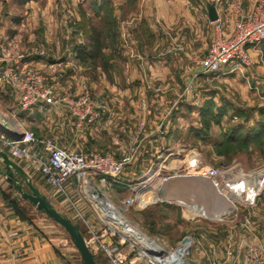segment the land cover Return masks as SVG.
Returning <instances> with one entry per match:
<instances>
[{"label": "rangeland", "instance_id": "1", "mask_svg": "<svg viewBox=\"0 0 264 264\" xmlns=\"http://www.w3.org/2000/svg\"><path fill=\"white\" fill-rule=\"evenodd\" d=\"M20 1L0 0V45L9 46L14 63L42 60L59 63L61 57L67 55V44L78 46L87 43L90 27L103 29L108 21L105 19L107 15L100 8L102 0H70L60 5L57 1L48 0H33L26 4H21ZM200 1L194 0V6L201 5ZM190 5L188 0H148V3L143 2L140 5L126 4L120 12L119 40L121 44L125 39L133 40V43L129 42L133 52L131 46L127 47V53L119 51V54L114 55L115 60L111 61L110 58L109 69L103 68L101 62L96 68L83 62L68 67L57 65V74H64L67 68H73L78 75H89L90 81L85 79L87 88L84 90L90 91L108 106L107 109L111 105L123 113L120 117L122 123L119 125L116 118L108 125H100L95 129L98 138L110 142H103L105 151L120 155L121 149L128 147L140 131L139 153L135 161L125 168V182L139 181L152 173L157 176L156 180H162L168 174L188 176L187 163L182 161L187 154L189 157L200 154L205 164L231 168L238 174L264 175V133L255 138V133L264 127V78L257 81L256 76H252L248 67L254 66L253 64L242 65L241 71L230 72L226 67L223 71L204 74L202 67L196 63L200 69L199 73H185L184 67L177 65V60L187 59L193 62L192 58L195 56L186 48L187 27H183L187 24ZM193 13L195 15V11ZM142 18L151 24L148 33L139 29ZM210 22L212 24V21ZM121 33H125V38ZM128 33L131 34L130 38ZM211 35L207 48L213 33ZM135 45L137 49L142 48L140 53L146 56L142 74L144 79L139 76L143 68L137 63V57L131 55L138 54ZM205 52L203 56H198L197 60L203 58ZM171 56L174 57L175 64L165 68V60ZM153 61L158 65L152 76L155 77L158 73L160 79L157 77L155 83L151 80L145 82L144 74L152 73L148 66L153 64ZM27 66L37 68L31 67L35 65ZM4 85L9 91L11 87ZM188 86H191L190 94L186 93ZM119 92L120 99H117L114 94ZM108 94L112 96L110 100ZM18 104V98L16 102L0 93V111L19 131L22 112H19ZM207 105H210V113L205 117L201 111ZM206 119L211 120L209 129L204 127ZM142 120H145V125L141 128ZM151 136L152 141H149ZM169 152L171 155L167 158ZM190 171L192 173L194 170ZM196 178L199 181L186 190L187 194L182 195L193 201H201L205 210L208 207L218 219L191 218L190 214L184 212L185 206L177 200L149 204L155 200V197L149 194L146 198L149 205L140 208L135 202L129 208L128 218L149 236H159L169 245H174L187 234L217 235L220 238H226L229 233L251 234L240 225L247 217L254 230L252 234L261 240L264 239V187L260 197L249 201L251 205H241L236 215H223V201L214 194L209 183L203 180L204 177L199 175ZM33 182L43 193L50 195L51 185L41 174H38ZM25 190H28L26 185ZM16 191L13 189L12 193L15 194ZM129 195L126 185L115 186L113 200L118 204ZM17 196L20 199L14 210L21 220L57 222L45 211L24 200L19 192ZM57 197L63 201L62 197ZM58 200L53 198V205L68 216ZM82 208L86 217L96 223L88 208ZM73 221L77 224L81 222L77 217L73 218ZM82 226L86 235L87 232ZM62 230L69 236L63 226ZM78 255L81 259L79 253ZM201 256L203 255L194 254L193 264H199L203 259Z\"/></svg>", "mask_w": 264, "mask_h": 264}, {"label": "built area", "instance_id": "2", "mask_svg": "<svg viewBox=\"0 0 264 264\" xmlns=\"http://www.w3.org/2000/svg\"><path fill=\"white\" fill-rule=\"evenodd\" d=\"M210 2L217 9L218 19L212 22L213 37L206 54L197 60L202 73L223 71L231 64H254L250 50H257L264 42V0H252L249 8L237 1ZM0 50V84L9 85L16 94L19 112L42 103L49 104L68 110L78 127L97 125L108 112L106 105L90 91L65 90L59 93L36 69L28 68L25 63H14L8 45L1 44ZM190 87H187V94H190ZM0 116L6 119L2 111ZM20 125L22 127L18 129L22 138L15 140L0 133V148L11 159L29 164L46 179L52 188L49 200L60 196L72 208L88 234L84 236L88 247L95 257L104 259L103 264H193L194 254L205 253L202 237L206 236L187 234L174 245H169L159 236H149L128 218L129 208L135 202L140 208L164 202L158 190L166 176L156 180L157 176L152 173L135 182H125L123 178L126 166L133 163L139 153L140 131L132 143L116 155L111 151L62 146L57 140L24 127L22 122ZM140 125L142 128L145 120ZM170 155L169 152L166 157ZM182 161L187 163L188 176L204 177L214 194L223 201V215H236L241 205H251L249 201L260 197L263 190L264 175L238 174L231 168L210 166L200 154L191 157L187 154ZM190 169L194 171L191 173ZM121 185L128 187L130 195L117 204L113 200L115 186ZM148 194L151 197L156 195L157 199L146 203ZM181 204L191 218H216L208 207L204 213L197 209L200 205L192 201ZM82 206L88 208L96 223L86 217ZM240 225L251 234H240L236 243V234L229 233L225 258L230 264H264V239L252 234L254 230L248 217ZM212 254L216 255L214 251ZM226 262V259H215L211 264Z\"/></svg>", "mask_w": 264, "mask_h": 264}, {"label": "crops", "instance_id": "3", "mask_svg": "<svg viewBox=\"0 0 264 264\" xmlns=\"http://www.w3.org/2000/svg\"><path fill=\"white\" fill-rule=\"evenodd\" d=\"M33 1V0H32ZM48 1H57L58 4H64L65 1L70 0H48ZM111 6L113 7V14L114 17L117 19L118 22V29L120 33V12L125 7L126 4L135 3L140 5V3L146 2L148 0H107ZM191 5L189 6V14L187 15V24L183 26L184 28L187 27V45L189 52L195 54L192 58L193 62L187 59H180L177 60V65L180 67H184L183 71L185 73H199L200 69L196 66L198 56H203L202 54L207 51L206 49L208 46V39L212 36L213 33V25L211 24L208 18V8L209 6L208 0H201V5L194 6V0H188ZM196 1V0H195ZM227 2H240L244 8H249L251 5L252 0H226ZM28 3V2H27ZM205 7H204V5ZM195 11V15L193 13ZM70 13V11L68 12ZM140 13V11H139ZM197 15V16H196ZM143 17V14H141ZM135 18V17H134ZM147 19L146 16H144ZM142 18V21L139 24V29L141 28L145 32L148 33L150 31L151 24L149 21ZM195 19V24H194ZM201 20V22H200ZM147 21V22H146ZM130 23V22H127ZM190 28L192 30H190ZM152 33V32H151ZM153 34V33H152ZM125 38V33H121V36ZM130 33H128V37L130 38ZM154 35V34H153ZM2 36V31H0V37ZM142 36V34H141ZM129 40V41H128ZM1 42V41H0ZM124 42L126 44L124 45ZM122 44L118 47V52L121 51L125 53L128 52L130 43H133L131 39H125ZM130 42V43H129ZM139 42V40H138ZM10 45V43H9ZM76 45H68L65 47V52L67 51V55L61 57L62 60L59 63L49 61H36L25 63V65H35L31 67H37V71L42 74L44 80L47 84H50L55 87L56 91L61 93L65 90H70L73 92H81L82 90L87 88L85 79L89 80L90 76L86 74V76L78 75L75 73L73 68H67L62 73H56L58 69L57 65L61 66H69V65H76L75 63L81 62L76 55ZM128 47V48H127ZM136 49L137 46L135 45ZM174 48V47H173ZM141 49L138 48V54H131L137 57V63L143 68L142 71L139 72V76L143 78L142 74L145 69V62L146 56L141 54ZM63 51V50H62ZM108 53L110 54V50L107 49ZM171 51H173L171 49ZM126 52V53H127ZM131 52H133V47L131 48ZM252 58L254 60V66L248 67L251 70L252 76H256L257 81L259 78H264V42L257 48V50H250ZM64 53V52H63ZM120 53V52H119ZM206 53V52H205ZM191 54V53H190ZM0 57H1V50H0ZM116 58L113 57L111 61L115 60ZM153 64H149V68L152 71L151 74H144L145 82H149L151 80L155 83L158 77V73L155 74V77L152 76L154 73L153 71L157 69L158 63L153 61ZM175 64L174 57H169L165 60V68L170 66L173 67ZM130 67V65L128 64ZM243 68L242 65L238 64H231L227 66V69L232 72L239 70L241 71ZM137 69V68H135ZM247 69V67H246ZM261 69V71H260ZM166 73V71H165ZM154 75V74H153ZM158 77V78H157ZM149 78V79H148ZM86 80V81H87ZM90 81V80H89ZM85 83V84H84ZM5 85L0 84V93L5 97L9 98L10 100H14L17 102V96L12 91L9 86V91L5 89ZM8 87V86H7ZM9 96V97H8ZM115 98L120 99V92L114 94ZM113 96V97H114ZM108 98H112L110 94H108ZM111 104V103H110ZM163 104V102H162ZM108 107V106H107ZM108 112L105 113L101 122L94 126H83L78 127L76 124L75 118L70 114V112L64 108H56L49 104H39L30 108L27 111L21 113V121L24 127L33 130L36 134L43 136V137H50L57 142H59L62 146H70L73 148H79L83 150H105L103 142H109V140H105L98 138V132L95 129L99 128L100 125H108L113 119L118 118L117 123L118 125L121 122L120 117H122L123 113L118 108L114 106L109 107L107 109ZM5 112V111H4ZM7 114V113H6ZM113 122V121H112ZM119 128H122L119 126ZM154 135V134H151ZM154 137V136H153ZM155 140V139H154ZM152 141V136L151 140ZM110 143V142H109ZM102 145V146H101ZM102 148V149H101ZM18 163L32 176L33 181L36 179L37 175L39 174L35 170L31 168L29 164L24 163L23 161H18ZM13 187L11 182L8 180L5 174V165L0 158V264H84L82 258H79L78 253L80 254L78 248L74 244L71 237L64 234L62 230L61 224L58 222H36L27 219L21 220L16 214L14 210L15 204L19 201L16 193H12ZM41 191V190H40ZM42 192V191H41ZM43 193V192H42ZM52 193V188L50 195ZM46 196L45 193H43ZM58 200L59 197H52L50 202L52 206L63 216L64 214L53 205L52 199ZM26 200V199H24ZM30 201V200H28ZM31 202V201H30ZM59 204L65 211L67 212L66 218L70 219L74 224L73 218H75V213L72 209H70L64 201L58 200ZM33 207L39 209L35 204ZM41 210V209H39ZM46 213V212H45ZM95 223V222H91ZM79 225V224H78ZM80 227V231L82 232L83 236H86ZM83 227V226H82ZM85 229V228H84ZM240 234L236 233L235 242L239 241ZM72 242H71V240ZM203 243L205 244V253H207V257L204 252L199 254L201 256L202 261L199 264H211L215 259L218 261H222L224 259L227 260V264H230V260L226 257L225 249H226V238H220L217 235L213 236H206L202 237ZM213 251L216 253L214 256L212 253ZM81 256V255H80ZM200 258V259H201ZM97 264H103L104 259L100 256L95 257Z\"/></svg>", "mask_w": 264, "mask_h": 264}, {"label": "water", "instance_id": "4", "mask_svg": "<svg viewBox=\"0 0 264 264\" xmlns=\"http://www.w3.org/2000/svg\"><path fill=\"white\" fill-rule=\"evenodd\" d=\"M208 18L210 21L218 19V13L215 5L209 4ZM0 133L7 135L15 140H20L23 136L21 131L15 129L12 123L0 116ZM0 158L5 165V174L11 182L12 187L17 190L23 199L30 200L39 209L45 211L52 219L61 224L69 233L74 244L78 248L84 264H97L95 256L88 247L85 238L80 231L78 224H74L70 219L62 216L51 204L48 196L44 195L39 187L35 186L32 177L15 160L11 159L8 153L0 148ZM190 178L196 176L168 175L160 184L159 195L163 201H174L175 195L187 183ZM25 185L28 190H25ZM144 191V190H140ZM19 199V198H17Z\"/></svg>", "mask_w": 264, "mask_h": 264}, {"label": "trees", "instance_id": "5", "mask_svg": "<svg viewBox=\"0 0 264 264\" xmlns=\"http://www.w3.org/2000/svg\"><path fill=\"white\" fill-rule=\"evenodd\" d=\"M30 1L32 0H21L20 3L26 4ZM100 8L102 9V12L107 15L105 19L108 21L105 22V28L101 29L97 26H91L90 31L87 34V43L78 45L76 47V55L77 58L85 64H90L96 68L101 62V66L103 68L109 69L111 67L109 64L110 58L112 59L114 55L119 54L118 47L120 45V35L118 30V22L114 17L113 7L111 4L107 0H102V5ZM107 49L111 51L110 54L106 52ZM201 113L206 117L210 113V105L202 108ZM262 113H264V110H262ZM210 122V119L205 120V129L210 128ZM263 133L264 127L262 130H259L257 133H255V138H258Z\"/></svg>", "mask_w": 264, "mask_h": 264}, {"label": "bare ground", "instance_id": "6", "mask_svg": "<svg viewBox=\"0 0 264 264\" xmlns=\"http://www.w3.org/2000/svg\"><path fill=\"white\" fill-rule=\"evenodd\" d=\"M169 167H172L171 165H169ZM169 169H171V168H169ZM203 180H205V181H207L206 179H203ZM197 181H199V179H197V178H190L189 180H187V183H184L183 185V187L180 189V191L179 192H177V194L175 195V197L177 198L176 200L177 201H179V202H188V201H192L194 204H196V205H200V207L198 206V210H204L205 211V208L203 207V204H202V202L201 201H193V200H191V199H189L187 196H184V195H182V194H187L186 193V190H188L189 188H190V186H193L194 184H196V182ZM201 182V181H200ZM153 197H155L154 199H157V197H156V195L155 196H153ZM148 198V197H147ZM153 199V198H152ZM150 200V199H149Z\"/></svg>", "mask_w": 264, "mask_h": 264}]
</instances>
